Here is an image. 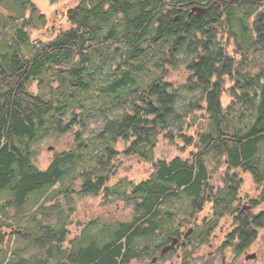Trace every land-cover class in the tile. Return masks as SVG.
<instances>
[{
	"label": "trees",
	"instance_id": "16d2710c",
	"mask_svg": "<svg viewBox=\"0 0 264 264\" xmlns=\"http://www.w3.org/2000/svg\"><path fill=\"white\" fill-rule=\"evenodd\" d=\"M65 17L69 26L34 40L46 18L33 0H0V264H125L140 240L165 237V224L207 202L200 234L228 214L227 238L249 246L264 212L234 202L241 173L264 185V0H79ZM178 61L180 87L167 79ZM68 132L73 148L39 168L34 145ZM161 139L188 156L155 158ZM134 155L152 164L149 177L107 185ZM36 190L38 206L22 211ZM76 190L124 199L133 216L69 239Z\"/></svg>",
	"mask_w": 264,
	"mask_h": 264
},
{
	"label": "rangeland",
	"instance_id": "374dc122",
	"mask_svg": "<svg viewBox=\"0 0 264 264\" xmlns=\"http://www.w3.org/2000/svg\"><path fill=\"white\" fill-rule=\"evenodd\" d=\"M79 0H59L56 2H51L50 0H33L36 6L39 8L40 12L44 14L46 18V23L43 27L34 28L31 30V37L34 40H45L48 36L52 34V31L58 32L59 29L65 28L69 26L67 19L65 17V11L78 4ZM177 67L168 65L169 74L167 76L168 81H171L175 86L180 87L183 83H185L187 76V69L185 63L182 61H178ZM151 66V65H150ZM147 77H145L146 79ZM32 90L37 92L38 87L36 84H33ZM180 92L183 96L184 101H188V99L194 96V93H190L185 89H180ZM227 94H224L226 97ZM225 101L228 98H224ZM99 127L98 123H90L89 128L97 130ZM87 136V135H85ZM74 136L71 132L54 135L51 134L38 143H36L35 150L36 154L34 156V163L41 169L46 168L51 162L53 155L55 152H61L65 150H70L74 146L73 142ZM52 148H49V147ZM123 144H118V149H123ZM191 148L188 147L186 151H181L177 148L176 145L170 144L167 140L161 139L155 149L154 155L155 158H166L170 159L176 155H181L187 157L189 154V150ZM121 164L117 173L111 178L110 184L117 182L121 178H127L133 182H140L149 177L152 172V164L139 159L138 157L129 156L121 158ZM212 162V161H210ZM225 166H221L217 169L216 174L213 177V184L216 186L222 185L223 181L222 175L224 172ZM241 177V185L238 190L240 203L239 206H251L252 212L258 213L259 211L264 210V190L261 187H257L256 183L252 179L251 175L241 173L239 175ZM78 187V186H76ZM78 189V188H77ZM41 196L39 191L30 192L25 199L24 204L21 206L22 211L31 212L34 210V207L38 206V198ZM238 201V200H236ZM254 201L255 203H253ZM74 207L75 211L73 212L71 218L72 223L69 225V233L68 238L73 239L77 234L81 233L83 227L87 224L96 223L93 226H89L92 228V231L101 233L100 227L104 223H116V222H125L129 221L133 216V206L129 202L124 199L110 197L109 205H103L101 196L94 195H75L74 196ZM65 204V200L63 205ZM236 204V202H234ZM241 204V205H240ZM259 204V205H258ZM237 205V206H238ZM213 203L207 202L204 205L202 210L194 212L191 217L197 215L198 223H202L204 219L209 220L213 215ZM181 222L183 217H179ZM231 216L228 214L220 218L219 222L214 226L213 230L209 232L206 237L211 238L212 240L215 238H224L229 231L231 230L233 224L231 221ZM233 219V218H232ZM178 222V221H177ZM177 222H175L177 224ZM178 222V223H179ZM27 223L32 226L35 222H33L32 218L28 217ZM192 223H187L185 230L187 227L191 226ZM23 226V225H22ZM35 224L32 226L34 227ZM68 242V241H67ZM216 243V242H215ZM255 254L256 257L249 258L245 260L243 257H239L237 263L245 262L246 264H264V227H262L259 231L258 240L256 243L249 249L248 254ZM228 254V253H227ZM230 259V258H228ZM252 259V260H251ZM221 260L218 258L217 264H220ZM130 264H135L131 262Z\"/></svg>",
	"mask_w": 264,
	"mask_h": 264
},
{
	"label": "flooded vegetation",
	"instance_id": "af4514ba",
	"mask_svg": "<svg viewBox=\"0 0 264 264\" xmlns=\"http://www.w3.org/2000/svg\"><path fill=\"white\" fill-rule=\"evenodd\" d=\"M245 174L251 175L249 173ZM221 184L220 188L224 187V181H222ZM107 185H110V183L108 182ZM256 186L258 188L261 187L264 190V185ZM238 190L236 194L238 201H235L236 207L240 203V198H242L239 197ZM77 193L78 190H76L75 194H73V200ZM87 195H94L97 197L101 196L103 205H109L110 203V195L108 193L106 194L104 190H99L97 194ZM59 198L61 205H63V196H60ZM249 207L252 209V205H247V207L238 205L240 212L252 211ZM163 208H165L164 205ZM259 212H264V210ZM182 217V222L176 224L174 221H169L164 225L170 229V232H168L165 237L140 240L141 242L137 247L135 257L131 258L125 264H130L131 262H134L135 264H217L218 258L221 260L220 264H238L237 260L239 257H243L245 260H248L247 257L250 255L248 254V251L258 240L259 233L257 238L247 247H239L238 243L240 240L238 238H227V235L224 238H215L212 240L211 238L200 234V232L203 233L202 229L210 228L211 226V224L207 222V219L202 220L203 222L199 224L197 221V215L191 217V215L187 213ZM231 221L234 226L235 224L232 218ZM187 223H192V225L187 227L185 230H182V228H185L184 226L187 225ZM107 224L109 225L110 223L107 222ZM233 226L231 230L233 229ZM262 227H264V224ZM262 227L259 228V231ZM231 230L229 232H231ZM262 254L264 255V253ZM255 257L256 255L254 258ZM239 264L246 263L240 262Z\"/></svg>",
	"mask_w": 264,
	"mask_h": 264
},
{
	"label": "water",
	"instance_id": "95a60500",
	"mask_svg": "<svg viewBox=\"0 0 264 264\" xmlns=\"http://www.w3.org/2000/svg\"><path fill=\"white\" fill-rule=\"evenodd\" d=\"M204 8L203 7H200V6H195V7H193L191 10L192 11H197V12H200V11H202ZM49 148H52L51 146L49 147ZM255 256V254H251V255H249L248 257H247V259H249V258H253Z\"/></svg>",
	"mask_w": 264,
	"mask_h": 264
}]
</instances>
